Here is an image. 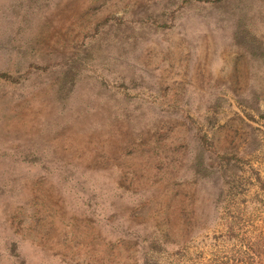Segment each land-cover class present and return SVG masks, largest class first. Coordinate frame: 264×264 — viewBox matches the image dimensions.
<instances>
[{
	"label": "rangeland",
	"instance_id": "374dc122",
	"mask_svg": "<svg viewBox=\"0 0 264 264\" xmlns=\"http://www.w3.org/2000/svg\"><path fill=\"white\" fill-rule=\"evenodd\" d=\"M184 1L0 0V264H264V0Z\"/></svg>",
	"mask_w": 264,
	"mask_h": 264
},
{
	"label": "trees",
	"instance_id": "16d2710c",
	"mask_svg": "<svg viewBox=\"0 0 264 264\" xmlns=\"http://www.w3.org/2000/svg\"><path fill=\"white\" fill-rule=\"evenodd\" d=\"M185 1H188V0H185ZM197 1L205 2V3H215L219 0H197ZM48 68H49L48 63H36V62L32 61V62L27 63V66H26V69L24 70V73L29 72V70H31V69L35 70V71L43 72V71H46ZM20 79H21L20 74H15V73L9 72L8 70L0 69V81L8 82L11 84H17L20 81ZM198 138H199V142H200V146H201L202 151H208V152L214 153L219 161H228V160L234 158V155L232 153L220 152L217 149H215L211 145V141H210V139H208L206 134H204V133L199 134ZM57 171H58V173L60 172V167H57ZM114 182H116V181H114ZM118 192H119L118 186L115 183H113L112 193L114 195H116V197H117ZM112 206L113 205H111L110 202L107 203L108 211L110 214H113ZM101 223L102 222L100 221V224Z\"/></svg>",
	"mask_w": 264,
	"mask_h": 264
}]
</instances>
